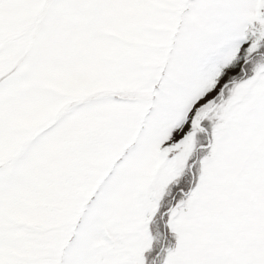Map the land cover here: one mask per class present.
I'll return each instance as SVG.
<instances>
[{"label":"snow or ice","instance_id":"obj_1","mask_svg":"<svg viewBox=\"0 0 264 264\" xmlns=\"http://www.w3.org/2000/svg\"><path fill=\"white\" fill-rule=\"evenodd\" d=\"M0 264H264V0H0Z\"/></svg>","mask_w":264,"mask_h":264}]
</instances>
